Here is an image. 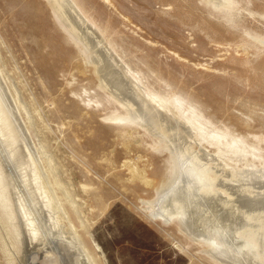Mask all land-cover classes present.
Here are the masks:
<instances>
[{"label":"rangeland","instance_id":"1","mask_svg":"<svg viewBox=\"0 0 264 264\" xmlns=\"http://www.w3.org/2000/svg\"><path fill=\"white\" fill-rule=\"evenodd\" d=\"M75 1L86 17L71 19L94 47L84 18L97 26L100 62L66 35L49 0H0V264H91L88 253L97 264H216L177 220H152L148 210L171 182L175 151L212 169L220 195L238 207L229 171L245 163L224 167L205 142L177 148L174 131V149L159 142L145 93L123 66L264 163V0H231L228 13L205 0Z\"/></svg>","mask_w":264,"mask_h":264},{"label":"bare ground","instance_id":"2","mask_svg":"<svg viewBox=\"0 0 264 264\" xmlns=\"http://www.w3.org/2000/svg\"><path fill=\"white\" fill-rule=\"evenodd\" d=\"M49 1L51 3V7L53 8V12H55L56 20L62 30H65L66 35H68V37L73 42L79 45L81 44L82 46H84V48L91 51L89 55L93 54L95 56L97 53L95 52V47L97 45H103V42L96 35V32L98 33L99 31L97 30V26H94V21L88 19V17L84 18L87 19V22H90L91 26L94 27L93 29L96 30V32L92 30L95 35L93 33L91 34L92 37L94 35V41L95 43H97V45L95 44V47L93 40L88 42L87 38L82 35L83 31L81 33V29L79 30L77 27H75L77 26V24L73 23L74 21H72L71 19V17L74 18V15L76 18L75 20H77V15L80 16L82 15V13V16H85L84 11L79 7L76 1ZM205 1L209 4L214 3L212 6L215 7L216 10L218 9V12L221 11L219 8H222L224 10L226 9V11L228 10L227 13L232 10L231 0ZM100 33V35L103 36L101 31ZM91 36L90 38H92ZM108 46V51L112 52L114 50V47H112L113 45L111 46L110 44H108ZM98 57L99 55L95 56L96 60L100 62V57ZM123 70L125 71V74H128L127 76H129V84L131 88L135 89V92H137L136 90H138L145 93L143 94L145 96L142 98L146 97V102L144 105L147 110H144L146 111V113H148L147 116L148 119H150V122H148L147 124L143 120L141 121L143 124L145 123L144 125L147 124L148 126L150 125V127H152V129L155 131V136L159 138V142L166 143L167 141L169 142L171 140V142L175 143L177 148H182V144L186 143L187 140L196 141L200 145L201 143L205 142L209 146L215 148L216 154L214 155V158H216L217 160L220 159L225 164L224 167L228 166L230 168L231 163L228 164L227 162L230 159L232 160V158H237V160H242L244 161L243 163H245V167L243 168H234V166L232 167L233 164H231V170L229 171V179H231V181L235 184L237 183V189L235 190L241 192L240 194L242 197V203L240 207H238V204V206H235V200L234 203L232 201L234 198H232V200H229L225 198L223 194L220 195L222 189H219L220 185L217 182L219 180H216V174L213 173L214 171L212 172V169L207 167V165H198V162L194 159H192L195 161H192L193 165L190 163L187 164L186 161H183L182 159V153H184L183 150H179L180 152L178 151V153H176L175 151L176 155H173L175 156L174 167L169 179L171 182L168 184V187L166 186L165 189H161L162 191H158L157 198L153 203H151V206L148 210L150 219H159L164 223H174L177 220V222L179 223L177 224V226H179V231L188 239V243L192 241L196 242V244L198 243V245H201L203 247V255H205V257L207 258H211V262L214 261L216 264H258L259 260H262L264 263V256H261V251L264 249V194H258L260 191L258 193L256 192L257 194H254L255 188H261V190L262 188H264V163H261L262 158L260 153H258V151L256 150H253V157L248 160L247 153L249 151L247 147H245L244 140H235L236 138L230 140L228 133H223L218 136H216V134L212 135V131H209L210 129L208 128L210 125L205 122L204 117L200 113H198L196 109L192 107L190 108L187 102H183V99L180 100L177 98V96L170 99H160L158 95H156L155 93L153 94L149 90H146V88L144 89L142 87L143 85H140L141 82L139 76L131 74L130 69H126V67L124 66ZM142 88L144 91L142 90ZM131 101L125 100V102H123L129 109L136 108L134 104L131 103ZM171 111H173L174 114L170 117L169 112ZM2 112L0 108V124L3 131H5L7 129L6 116H4V112ZM142 113L144 114V112ZM135 115H137V118L133 115L132 116L134 118H129L130 122L132 121V124L133 122H139L141 119V114L138 115L136 113ZM138 117L140 119H138ZM121 119L122 118L120 117H115L113 120H116L115 122H119L120 124H124V122L126 123V121L128 120V118H124L123 121ZM181 123H185L183 125L188 128L186 129L184 126H182ZM126 126L128 125L126 124ZM148 129L147 131L150 130ZM150 132L153 131L151 130ZM168 132H173V134H175L173 135L174 139L171 138L170 140H168L172 135ZM153 133L152 135H154ZM172 147H174V145ZM249 154L251 155V153ZM187 158L191 160L189 155ZM256 164L260 166H257ZM182 184L184 185V187ZM224 189L225 187L223 188V190ZM234 195L236 197L237 194ZM81 221L82 220H80V222ZM201 238L208 239H206V241H201ZM218 244L221 246V251L220 249L216 250ZM83 248L85 249L86 247ZM87 257H89L88 260L91 264H97L94 260H92L93 258H91L89 253L87 254Z\"/></svg>","mask_w":264,"mask_h":264},{"label":"water","instance_id":"3","mask_svg":"<svg viewBox=\"0 0 264 264\" xmlns=\"http://www.w3.org/2000/svg\"><path fill=\"white\" fill-rule=\"evenodd\" d=\"M206 239L208 238H201V241H206ZM216 244V243H215ZM217 249L216 250H219L221 251V246L218 244V247H216ZM218 256V255H217ZM221 256V255H220ZM219 257V256H218Z\"/></svg>","mask_w":264,"mask_h":264}]
</instances>
